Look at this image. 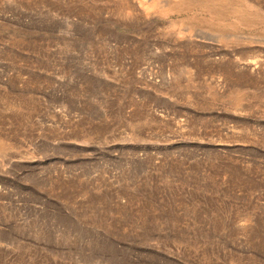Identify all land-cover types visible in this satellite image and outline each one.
<instances>
[{"label": "rangeland", "instance_id": "obj_1", "mask_svg": "<svg viewBox=\"0 0 264 264\" xmlns=\"http://www.w3.org/2000/svg\"><path fill=\"white\" fill-rule=\"evenodd\" d=\"M0 264H264V0H0Z\"/></svg>", "mask_w": 264, "mask_h": 264}]
</instances>
